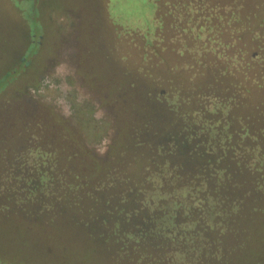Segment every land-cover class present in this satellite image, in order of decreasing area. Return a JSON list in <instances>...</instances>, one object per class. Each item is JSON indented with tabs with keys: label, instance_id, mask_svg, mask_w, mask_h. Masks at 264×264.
I'll list each match as a JSON object with an SVG mask.
<instances>
[{
	"label": "rangeland",
	"instance_id": "obj_1",
	"mask_svg": "<svg viewBox=\"0 0 264 264\" xmlns=\"http://www.w3.org/2000/svg\"><path fill=\"white\" fill-rule=\"evenodd\" d=\"M200 85L252 153L222 222L188 244L106 237L148 167L135 143L173 133ZM0 264H264V0H0Z\"/></svg>",
	"mask_w": 264,
	"mask_h": 264
},
{
	"label": "trees",
	"instance_id": "obj_2",
	"mask_svg": "<svg viewBox=\"0 0 264 264\" xmlns=\"http://www.w3.org/2000/svg\"><path fill=\"white\" fill-rule=\"evenodd\" d=\"M202 87L198 86L188 99L185 111H179V107L175 112L178 120L173 123L177 127L170 123L166 129L174 128L173 133H155L150 140L143 137L135 143L143 147L144 142L149 147V153L145 155L148 167L144 166L142 179L133 181L134 187L127 193L126 205L123 204L120 209L116 206V210L111 212L113 222L108 227L106 237L112 238L117 234L118 243L131 240L137 242L138 247L151 240L157 241L155 247L182 241L188 244L205 228L203 222H222L227 210H221V205L227 209L232 202L227 191L236 186L237 179L241 174L245 175V170H250L246 158L251 157L252 153H248L245 144L240 143L242 134L239 129L215 125L217 122L213 121L212 115L217 114L219 102L216 98L209 102L213 106L210 113L205 105ZM132 158L139 160L135 155ZM222 171L225 178L219 180L218 175ZM153 174L160 176L161 186L158 193L147 196L143 190L152 186L145 182ZM223 188L227 195L222 196L220 190ZM41 189L39 183L31 185L21 197L22 200L27 203L28 199L39 195ZM130 205L132 209L126 211ZM140 210L145 211L144 221L149 226L118 231L121 222H128L127 218ZM151 245L154 246V243ZM120 250L124 252L127 249L119 245L117 251Z\"/></svg>",
	"mask_w": 264,
	"mask_h": 264
}]
</instances>
